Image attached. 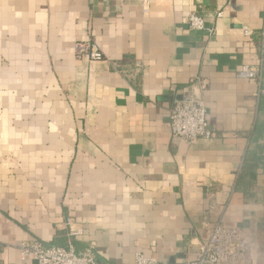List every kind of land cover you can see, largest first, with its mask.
I'll use <instances>...</instances> for the list:
<instances>
[{
	"label": "crops",
	"instance_id": "crops-1",
	"mask_svg": "<svg viewBox=\"0 0 264 264\" xmlns=\"http://www.w3.org/2000/svg\"><path fill=\"white\" fill-rule=\"evenodd\" d=\"M190 92L213 131L194 145L168 118ZM67 218L101 264L178 263L220 219L264 264V0H0V264L66 247Z\"/></svg>",
	"mask_w": 264,
	"mask_h": 264
},
{
	"label": "built area",
	"instance_id": "built-area-1",
	"mask_svg": "<svg viewBox=\"0 0 264 264\" xmlns=\"http://www.w3.org/2000/svg\"><path fill=\"white\" fill-rule=\"evenodd\" d=\"M220 15L218 12L217 16ZM186 22L191 29H201L203 26L202 18L196 14H190ZM75 47L79 57L90 60L102 58L98 47L89 40L78 42ZM260 68H243L240 75L251 79L258 78L257 72ZM198 81L204 89L206 81ZM168 115L172 137L188 145H194L199 139L212 137L207 108L201 95L190 92L175 100ZM64 224L70 239L66 247L46 246L37 239L21 240L17 243L21 258H34L38 264H101L92 245L76 251L71 239L80 235L82 230L74 227L71 218H67ZM251 255V239L244 236L237 226H227L220 219L214 222L207 236L198 242L193 257H186L174 264H251ZM134 263L160 264L156 257L145 256L140 251L135 252Z\"/></svg>",
	"mask_w": 264,
	"mask_h": 264
},
{
	"label": "water",
	"instance_id": "water-1",
	"mask_svg": "<svg viewBox=\"0 0 264 264\" xmlns=\"http://www.w3.org/2000/svg\"><path fill=\"white\" fill-rule=\"evenodd\" d=\"M252 240V239H251ZM252 249H253V243H252Z\"/></svg>",
	"mask_w": 264,
	"mask_h": 264
}]
</instances>
